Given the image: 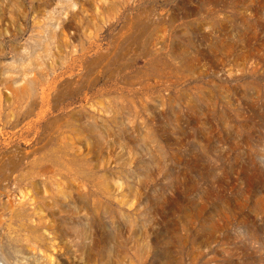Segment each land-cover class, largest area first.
<instances>
[{"label":"rangeland","instance_id":"rangeland-1","mask_svg":"<svg viewBox=\"0 0 264 264\" xmlns=\"http://www.w3.org/2000/svg\"><path fill=\"white\" fill-rule=\"evenodd\" d=\"M2 264H264V0H0Z\"/></svg>","mask_w":264,"mask_h":264},{"label":"bare ground","instance_id":"bare-ground-1","mask_svg":"<svg viewBox=\"0 0 264 264\" xmlns=\"http://www.w3.org/2000/svg\"><path fill=\"white\" fill-rule=\"evenodd\" d=\"M0 264H2V263L0 262Z\"/></svg>","mask_w":264,"mask_h":264}]
</instances>
